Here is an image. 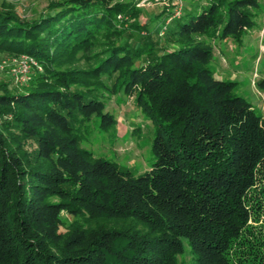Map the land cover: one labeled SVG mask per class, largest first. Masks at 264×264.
Instances as JSON below:
<instances>
[{"label":"trees","instance_id":"16d2710c","mask_svg":"<svg viewBox=\"0 0 264 264\" xmlns=\"http://www.w3.org/2000/svg\"><path fill=\"white\" fill-rule=\"evenodd\" d=\"M207 1L160 31L174 47L117 26L148 24L136 2L50 0L30 20L0 7V52L42 67L22 91L0 84V264H181L184 243L195 264H264V115L216 77L209 41H240L260 2ZM106 92L156 127L142 173L81 146L116 124Z\"/></svg>","mask_w":264,"mask_h":264},{"label":"rangeland","instance_id":"374dc122","mask_svg":"<svg viewBox=\"0 0 264 264\" xmlns=\"http://www.w3.org/2000/svg\"><path fill=\"white\" fill-rule=\"evenodd\" d=\"M124 1L136 2L137 8L141 9L136 20L141 24L148 22L146 26L136 29L130 26L134 21L130 14H122L121 20L117 18V26L130 32V40L138 44L159 41L161 45L170 47H174L176 42L173 38H168L167 34L161 35L160 31L167 32L170 28H175L177 20L180 17L183 19L186 12L197 10L199 4H208L207 0H183L181 15L169 19L177 6L174 4L175 0ZM258 1L259 6L250 7L255 14L256 25L247 29L240 41L232 36L209 40L214 52L210 66L217 78L237 81L236 91L253 102L264 115V0ZM49 2L50 0H0V7H11L21 18L30 20L38 17ZM160 13L163 14L159 16ZM15 58V55L0 52V84L7 82L12 91L19 92L29 83L15 82ZM76 65L86 67L87 63L81 58ZM103 80L111 86L110 79L104 76ZM105 101V111L114 116L115 126L108 131L92 127L90 132L83 134L81 146L92 151L95 158L104 157L116 161L131 168L135 174L148 170L153 158L151 140L156 127L151 120L145 118L132 96L123 92H106ZM254 232L260 237L264 236V222H254ZM184 247V253L178 256L179 261L181 264H195L189 245L184 243Z\"/></svg>","mask_w":264,"mask_h":264},{"label":"built area","instance_id":"2783aa9c","mask_svg":"<svg viewBox=\"0 0 264 264\" xmlns=\"http://www.w3.org/2000/svg\"><path fill=\"white\" fill-rule=\"evenodd\" d=\"M182 3L183 0H175L174 4H176L177 6L174 9L173 15L169 19L181 15L183 10ZM122 17H123L122 14L118 15L119 20H121ZM162 33H164V31H162ZM14 63L16 66L14 72V78L16 83H25L28 80L32 66H36L39 69H42V67L38 64V62L34 58L28 55L16 56V58L14 59Z\"/></svg>","mask_w":264,"mask_h":264}]
</instances>
